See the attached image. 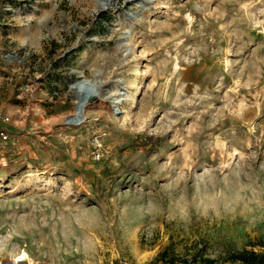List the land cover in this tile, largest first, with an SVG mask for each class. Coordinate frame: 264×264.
<instances>
[{
    "label": "rangeland",
    "instance_id": "374dc122",
    "mask_svg": "<svg viewBox=\"0 0 264 264\" xmlns=\"http://www.w3.org/2000/svg\"><path fill=\"white\" fill-rule=\"evenodd\" d=\"M106 1L0 0V264L264 250V0Z\"/></svg>",
    "mask_w": 264,
    "mask_h": 264
},
{
    "label": "trees",
    "instance_id": "16d2710c",
    "mask_svg": "<svg viewBox=\"0 0 264 264\" xmlns=\"http://www.w3.org/2000/svg\"><path fill=\"white\" fill-rule=\"evenodd\" d=\"M174 259H170V262ZM240 261L244 264H264V250L243 248L230 250L224 255L211 256L203 252L195 251L190 257L182 259L183 264H229Z\"/></svg>",
    "mask_w": 264,
    "mask_h": 264
},
{
    "label": "water",
    "instance_id": "95a60500",
    "mask_svg": "<svg viewBox=\"0 0 264 264\" xmlns=\"http://www.w3.org/2000/svg\"><path fill=\"white\" fill-rule=\"evenodd\" d=\"M106 0H101V4H105ZM67 80L70 83V88L76 85H72L71 82L74 81L79 86L78 90L76 91V96L78 98L75 109L76 113L72 114L67 117L66 122H74L79 123L81 119L84 117V107L85 105L93 100L95 97H97L98 94V86L94 85L91 80L86 79L81 74L76 79H73L71 77H68ZM123 93V92H121ZM111 101H115L112 97L110 98ZM112 106L115 108L116 111H118V107L115 103H112Z\"/></svg>",
    "mask_w": 264,
    "mask_h": 264
},
{
    "label": "built area",
    "instance_id": "2783aa9c",
    "mask_svg": "<svg viewBox=\"0 0 264 264\" xmlns=\"http://www.w3.org/2000/svg\"><path fill=\"white\" fill-rule=\"evenodd\" d=\"M12 118L11 115L6 113L0 107V142L6 141L10 138V130L7 125L10 124ZM123 264H131L128 261H125Z\"/></svg>",
    "mask_w": 264,
    "mask_h": 264
},
{
    "label": "bare ground",
    "instance_id": "6f19581e",
    "mask_svg": "<svg viewBox=\"0 0 264 264\" xmlns=\"http://www.w3.org/2000/svg\"><path fill=\"white\" fill-rule=\"evenodd\" d=\"M104 6H105V5H104ZM71 84H72V85H76V86H73L72 88L74 89V91H77L78 88H79V86L76 84V82L72 81ZM76 98H77V96H76ZM112 98L115 100V101H113V103H115V104L117 105L118 109L120 110V107H119L118 105H119V103L125 98V96L117 95V96H112ZM77 99H78V98H77ZM113 108H114V107H113ZM114 109H115V108H114ZM114 111H115V110H114ZM115 112L118 113L117 111H115ZM121 112H123V111L121 110ZM84 118H85V116L81 119L80 122H82V121L84 120ZM80 122H79V123H80ZM72 123H74V122H72Z\"/></svg>",
    "mask_w": 264,
    "mask_h": 264
},
{
    "label": "crops",
    "instance_id": "0c3cea01",
    "mask_svg": "<svg viewBox=\"0 0 264 264\" xmlns=\"http://www.w3.org/2000/svg\"><path fill=\"white\" fill-rule=\"evenodd\" d=\"M234 264H244V263H242L240 261H236V262H234Z\"/></svg>",
    "mask_w": 264,
    "mask_h": 264
}]
</instances>
